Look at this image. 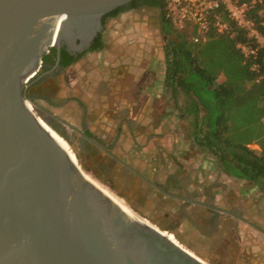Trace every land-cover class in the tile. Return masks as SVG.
Masks as SVG:
<instances>
[{"label":"water","instance_id":"obj_1","mask_svg":"<svg viewBox=\"0 0 264 264\" xmlns=\"http://www.w3.org/2000/svg\"><path fill=\"white\" fill-rule=\"evenodd\" d=\"M131 1L0 0V264H206L82 175L31 109L69 127L29 83L44 56L87 50L102 17Z\"/></svg>","mask_w":264,"mask_h":264},{"label":"crops","instance_id":"obj_2","mask_svg":"<svg viewBox=\"0 0 264 264\" xmlns=\"http://www.w3.org/2000/svg\"><path fill=\"white\" fill-rule=\"evenodd\" d=\"M140 41L107 35L101 60L62 77L60 96L84 92L86 125L74 118L78 97L53 114L76 132L81 151L91 147L125 173L126 192L111 191L134 195L132 210L151 226L206 264H264V181L230 176L185 136L163 86V51Z\"/></svg>","mask_w":264,"mask_h":264},{"label":"trees","instance_id":"obj_3","mask_svg":"<svg viewBox=\"0 0 264 264\" xmlns=\"http://www.w3.org/2000/svg\"><path fill=\"white\" fill-rule=\"evenodd\" d=\"M151 3L161 9L166 34L163 86L183 133L193 145L207 149L230 176L252 183L264 181V49L258 48L255 57H244L237 44L256 45L238 29L233 37L210 30L205 44H193L165 18L166 0ZM261 9L264 15V6ZM252 18L260 21L255 13ZM257 29L264 36V26L257 24ZM103 48L100 33L89 51ZM62 55H66L64 49ZM76 59L68 57L64 67ZM53 127L64 136L59 125Z\"/></svg>","mask_w":264,"mask_h":264},{"label":"flooded vegetation","instance_id":"obj_4","mask_svg":"<svg viewBox=\"0 0 264 264\" xmlns=\"http://www.w3.org/2000/svg\"><path fill=\"white\" fill-rule=\"evenodd\" d=\"M152 1L153 0H136L134 3L135 6L133 7L130 6V3L132 2L131 1L129 4L119 7L113 10L112 12L106 14L110 16H108L105 22L102 23L103 29L101 31V34L104 38V48L102 51L105 50V41L107 39V35L110 36V34H116L117 36H121L124 34H131L141 39L139 43L143 46V49L147 45L152 50H157V49L162 50L164 54L163 48L165 44L166 34L164 32L161 21V9L153 5L151 3ZM146 11L159 12L157 17L154 18L155 19L154 22H152L153 20H149V18L145 17L144 13ZM112 13H116V14L112 15ZM133 15L134 16L136 15V17H134ZM158 33L160 35L159 37L163 39L164 42L163 47L155 43L156 42L155 39L157 38L155 37V35L157 36ZM92 44L93 41L91 42L89 48L87 50H84L83 52L71 51L67 49V46H63L58 53L55 50H52L50 54L44 59V61H42V67L37 77L29 83L27 94L33 101L37 102L38 104L40 101H44L47 106L42 108L47 113H49V115L53 114V111L50 110V108L61 107L60 104L62 102L60 103L56 102V97L58 93L57 86L60 80L62 79L64 74H66V71L74 70L75 68H82L83 66H85V62L81 64L80 60L85 54L96 52V51L95 52L89 51ZM62 49H64L66 55H62ZM68 57H71L72 59L75 58L77 59L69 67H64L63 62ZM77 63H79V66L78 65L76 66ZM78 103L80 109L83 112V121H84L83 125H86V122L89 119V115L86 113L87 111L86 105L84 103H80V102ZM54 122L56 124H59L57 120H54ZM83 150H84L83 152L84 154L82 155H84L85 158H88V160L91 159V157H89L87 153H89V151L94 149L91 147H87L85 145L83 147ZM100 156L102 157L100 158L101 160L105 158L101 154ZM100 179L102 183H106L105 176H102V178ZM111 187L110 189L113 190L118 196L124 193L119 189L117 185ZM131 199H134V195L132 197H127L124 200L131 207V209H133L135 207V201L133 200L131 201Z\"/></svg>","mask_w":264,"mask_h":264},{"label":"built area","instance_id":"obj_5","mask_svg":"<svg viewBox=\"0 0 264 264\" xmlns=\"http://www.w3.org/2000/svg\"><path fill=\"white\" fill-rule=\"evenodd\" d=\"M263 6L264 0H166L164 15L172 28L185 33L193 44L205 42L210 30L226 37L241 30L256 46L239 43L237 48L244 57H255L258 48L264 49V36L257 29V24L264 26Z\"/></svg>","mask_w":264,"mask_h":264},{"label":"rangeland","instance_id":"obj_6","mask_svg":"<svg viewBox=\"0 0 264 264\" xmlns=\"http://www.w3.org/2000/svg\"><path fill=\"white\" fill-rule=\"evenodd\" d=\"M158 11L154 12V11H146L144 13L145 17L146 18H149V20H153L152 22H154V18L157 17L158 15ZM134 16V15H133ZM136 17V15L134 16ZM194 32V30H193ZM185 34V33H184ZM159 33L157 34V36L155 35V37H157L155 40H156V44H158L159 46L161 45L163 47V39L161 37H159ZM203 44H205V42H202ZM104 55V51H100V52H95V53H89V54H85L81 60H80V63L82 64L83 62L86 63L87 59L88 58H91V57H95L96 60H101L102 57ZM79 66V63L76 64V66ZM95 66H97L95 64ZM73 75V72H69V75L67 74V76L70 78V76ZM67 76H64V79H66ZM67 77V78H68ZM64 81V80H63ZM62 80H60L58 86H57V89H58V93H57V97H56V102L57 103H60L62 102L60 105L61 107H59L60 111H62L64 108L67 107L68 105V102L69 103H73L74 106L76 104L75 100L72 99L73 98H76L78 97L77 101L80 102V103H84L85 104V101L83 99V97L85 96L84 92L82 90H78V91H71V92H66V95L64 97L60 96L61 95V90L63 88V85L65 84ZM88 81H85L83 84H79V88L87 83ZM69 100V101H68ZM39 104L41 105V107H46V103L44 101H40ZM77 105V104H76ZM76 107V106H75ZM32 109V108H31ZM76 109V110H75ZM74 109V118L75 119H79L83 116V112L82 110L80 109V107L78 106L77 108ZM33 113H35V116L37 117V121L39 123V125L44 129H48V126L46 123L42 122L41 121V117L37 111V108L36 107H33ZM50 110H52L50 108ZM87 113V111H86ZM88 114V113H87ZM89 115V114H88ZM90 116V115H89ZM81 120V119H80ZM263 122H264V118H263ZM59 125V127L61 128V130L66 134V136L69 138V143L73 149V151L75 152V154L71 151V147L70 145L67 143L68 147H69V150L71 152V155H72V158L73 160L76 162V164L84 171L86 172L88 175H90L93 179H95L96 181H98L99 183H102L101 179L102 176H105L106 178V183H102V185H104L105 187H107L108 189L114 185L118 186L119 189L123 192H126L124 191V188L122 186H119V185H122V182H123V176L125 175V173L123 171H121V169H119L117 167V165H114L113 163H110L107 159L105 160L104 159H100L102 158L100 156L99 153H97L96 151L94 150H91L89 151V153H87V155L89 157H91V159L88 160V158H85L83 151H81V149L79 148V139H78V135L76 134V132L71 129L70 127L66 126V125H63V124H57ZM252 149H254L257 153L260 152L258 146L256 145H252L251 146ZM76 155V156H75ZM86 155V156H87ZM87 156V157H88ZM94 164V165H92ZM131 181V183L134 181L133 179H129ZM110 186V187H109ZM112 188V187H111ZM111 190V189H109ZM114 192V191H113Z\"/></svg>","mask_w":264,"mask_h":264},{"label":"bare ground","instance_id":"obj_7","mask_svg":"<svg viewBox=\"0 0 264 264\" xmlns=\"http://www.w3.org/2000/svg\"><path fill=\"white\" fill-rule=\"evenodd\" d=\"M34 106H31V108L33 109ZM42 122L46 123L45 121H43L42 118H40ZM47 124V123H46ZM48 125V124H47ZM44 130L52 137V139L63 149L65 150V152L69 155V157L71 158V160L73 161V163L76 164V162L73 160L71 152L69 150V147L67 145V142L65 141L64 138H62L59 133H57V131L53 130L50 126H48V129ZM69 144V143H68ZM70 145V144H69ZM71 147V145H70ZM71 151L74 153L72 147H71ZM75 154V153H74ZM76 156V155H75ZM77 165V164H76ZM77 167L80 169L82 175H84L86 178H88L89 180H91L95 185H97L103 192H105L109 197H111L115 202H117L121 207H123L126 211H128L131 215H133L136 219L142 221L143 223L149 224L151 225L146 219L139 217V215H137L127 204L126 202L118 197L115 193H113L111 190H109L107 187H105L104 185H102V183H99L98 181H96L95 179H93L90 175H88L86 172H84L78 165ZM154 227V226H153ZM155 228V227H154ZM156 229V228H155ZM161 232V231H160ZM162 233V232H161ZM165 237H167L164 233H162ZM169 238V237H167ZM170 239V238H169ZM172 240V239H170ZM173 241V240H172ZM175 242V241H174Z\"/></svg>","mask_w":264,"mask_h":264}]
</instances>
